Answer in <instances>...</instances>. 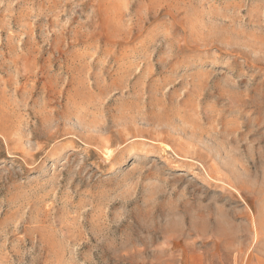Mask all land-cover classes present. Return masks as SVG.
Instances as JSON below:
<instances>
[{
    "label": "rangeland",
    "instance_id": "1",
    "mask_svg": "<svg viewBox=\"0 0 264 264\" xmlns=\"http://www.w3.org/2000/svg\"><path fill=\"white\" fill-rule=\"evenodd\" d=\"M0 264H264V0H0Z\"/></svg>",
    "mask_w": 264,
    "mask_h": 264
}]
</instances>
